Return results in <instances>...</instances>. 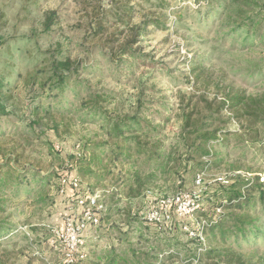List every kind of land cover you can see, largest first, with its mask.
I'll return each instance as SVG.
<instances>
[{
	"label": "rangeland",
	"instance_id": "1",
	"mask_svg": "<svg viewBox=\"0 0 264 264\" xmlns=\"http://www.w3.org/2000/svg\"><path fill=\"white\" fill-rule=\"evenodd\" d=\"M138 4L0 0V77L9 80L16 97V113L0 116V165L9 164L3 173L10 177L0 184V195L9 201L0 217L10 215L11 230L0 239V264H264L262 210L251 211L255 226L245 237L225 240L220 228L209 225L226 213L213 203L223 185L238 176L264 181V28L248 39L245 31L231 33L223 20L206 15L210 8L193 0H157L155 13ZM125 5L135 7L133 24L155 18L161 23L143 32L134 57L120 59L132 32L110 15L113 6ZM51 11L59 19L45 31ZM52 55H69L81 68L67 90L37 98L36 83L49 79ZM228 91L248 104L221 113L213 129L219 139L226 132L238 135L226 144L210 142L206 149L214 156L201 157L193 140L183 138L181 107L198 102L207 115L205 101L216 109ZM33 99L41 105L35 129L23 120L32 117ZM124 116L139 117L141 126L132 132L161 147L162 164L143 156L134 164L111 161L107 119ZM94 154L101 162L91 161ZM197 162L204 165L194 173ZM24 171L29 183L17 178ZM55 174L78 177L79 195L96 196L105 207L80 249L85 258L74 263L62 230L68 215L80 213L78 193L72 187L61 191ZM180 193L191 195V214L172 213L162 225L145 223L141 215L154 200Z\"/></svg>",
	"mask_w": 264,
	"mask_h": 264
},
{
	"label": "trees",
	"instance_id": "2",
	"mask_svg": "<svg viewBox=\"0 0 264 264\" xmlns=\"http://www.w3.org/2000/svg\"><path fill=\"white\" fill-rule=\"evenodd\" d=\"M116 1L125 3V0ZM136 1L139 2L137 6L144 7L147 5L150 12H156L153 9L156 6L157 0ZM193 2L197 5L205 4L210 8L211 11H207L206 15H212L223 20L228 24L227 26L230 27L231 33H238L241 30L245 31L247 33V39L251 36L252 31H254L253 33L255 36H258L264 28V4L261 0H230L229 2L225 1V3L222 0H193ZM135 14V7H129L128 5L117 8L113 6V9L111 10V21L130 27L132 32V39L128 40L119 52V56H121L120 59L124 56L134 57L136 55V49H134V46L138 43L143 32H145L149 26H158L161 23L160 19L155 18L145 19L138 24H133V17ZM58 19L59 16L57 11H51L48 13L44 22L45 31H49L56 24ZM106 19L107 18L104 20ZM102 22H104L103 19ZM98 29L100 31L103 30L104 27L100 26ZM80 68V61L72 59L69 55H61L60 57L52 55L50 64L47 68L49 79L44 82L40 81V83H36L40 88V91L36 92L38 94L37 98L47 94L49 99L53 96H58L59 93L67 90L79 73ZM10 86L11 83L9 80L7 81L5 78L0 77V116H9L16 113V108L13 105L16 97L12 94V90L9 89ZM54 91H58L57 95H55ZM226 95L227 98L220 102L216 109H214L213 103L205 101V109L206 111H209V113L204 116L201 108H199L198 102L193 105L188 104L186 107H181L182 118L185 123L183 138L186 141L193 140V148L201 157L214 156L211 153L212 150L209 149L210 152L206 149V146L209 147L210 142L216 140L222 142V144H226L229 142L231 136L238 135V133L232 134L226 132L219 139L218 130L213 129L214 124L218 120V117H220L221 113L227 110H236L240 106L244 107L248 104V100L245 97L232 99L231 91H228ZM39 103L40 102L36 99L31 100L30 104L33 107L31 115L34 119L28 116L23 119L24 124L34 129L40 125V119L35 118V116H38L41 111V105ZM185 108H188V110ZM98 110V107H95L94 112ZM261 110L260 114L264 117V109L261 108ZM140 126L141 120L139 117L131 119L128 116H124L113 120L111 118L107 119V127L105 128L106 135L113 141V144H111L108 149L112 157L111 161L115 163L130 162L134 164L143 156L149 163L153 162L154 164L159 165L164 162V156L160 153L161 147L159 145H150V141H147L149 140L147 136H145L147 140L142 141L143 137L141 134L132 132L134 127ZM147 128H149V126H147ZM186 144L188 145V142H186ZM92 157L93 159H91V161H95L96 159L100 161V158L97 155L94 154ZM7 165L9 164L6 163L0 165L2 173ZM203 165V163L197 162L193 168L194 173L201 170ZM25 172L26 171L17 173V178L18 180L23 178L24 181L29 183L30 180L27 178ZM64 175L65 174H57L56 176L59 180ZM9 178V174H1L0 184H6V182L9 181ZM136 179H140V177H137ZM134 192L135 191L131 189V194L129 193L130 196H133ZM156 202L157 200H154L151 204L154 205ZM8 203L9 201L4 196L0 195V216L7 212ZM213 203L219 207L224 206L226 213L221 215L219 221L216 223L210 222L209 225L211 230L215 231L217 228H220L221 234L225 240L230 237L229 235L245 237L249 232V227L252 229L255 226L256 219L251 214V211H255L259 208L264 212V181L261 182L259 177L243 179L238 176V178L231 184L222 186V192L214 195ZM152 206L148 207V209ZM143 215L141 216L143 217ZM8 218H10V215H7L4 219L0 217V239L8 236L7 233L9 234V232H11L10 223L7 220ZM227 221L233 222L232 226L228 229H223V225ZM145 223L148 224L147 222Z\"/></svg>",
	"mask_w": 264,
	"mask_h": 264
},
{
	"label": "built area",
	"instance_id": "3",
	"mask_svg": "<svg viewBox=\"0 0 264 264\" xmlns=\"http://www.w3.org/2000/svg\"><path fill=\"white\" fill-rule=\"evenodd\" d=\"M220 182L228 183V181L220 179ZM78 177L71 174H65L59 179V187L61 191L70 188L78 193L76 196L77 206L80 213L77 215H68L65 219L62 236L66 233L68 237L65 239V249L69 262L74 263L77 260H83L85 255L80 254V249L85 246L87 232L92 227H98L101 221V215L105 210L103 204L96 196L80 193ZM199 183V180H198ZM196 209L195 203L189 194L180 193L172 198H161L144 213L143 220L151 225H162L165 221L171 219L174 213L180 218H184ZM219 210V209H218ZM63 238V237H62Z\"/></svg>",
	"mask_w": 264,
	"mask_h": 264
}]
</instances>
